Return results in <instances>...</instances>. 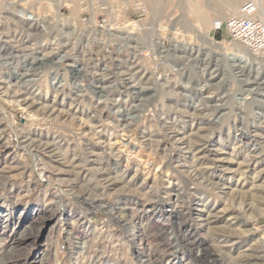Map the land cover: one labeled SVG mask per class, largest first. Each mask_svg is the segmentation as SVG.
Segmentation results:
<instances>
[{
    "label": "rangeland",
    "instance_id": "rangeland-1",
    "mask_svg": "<svg viewBox=\"0 0 264 264\" xmlns=\"http://www.w3.org/2000/svg\"><path fill=\"white\" fill-rule=\"evenodd\" d=\"M206 1L0 0V264H264V60Z\"/></svg>",
    "mask_w": 264,
    "mask_h": 264
},
{
    "label": "built area",
    "instance_id": "built-area-1",
    "mask_svg": "<svg viewBox=\"0 0 264 264\" xmlns=\"http://www.w3.org/2000/svg\"><path fill=\"white\" fill-rule=\"evenodd\" d=\"M143 11H140V14ZM93 22L101 29H108L109 26H112L107 18L93 19ZM117 24L121 27L124 26L123 28L126 29L133 26L131 24L137 23H129V21L125 20ZM219 28L224 29L231 39L242 43L253 55L264 60V17L255 1L245 2L241 5L238 13L230 15ZM145 53L147 54L146 56L142 55V52H140L139 56L151 58L154 64V73L157 78H161L160 74L164 62L159 56H156L153 49L151 51L147 50Z\"/></svg>",
    "mask_w": 264,
    "mask_h": 264
},
{
    "label": "bare ground",
    "instance_id": "bare-ground-1",
    "mask_svg": "<svg viewBox=\"0 0 264 264\" xmlns=\"http://www.w3.org/2000/svg\"><path fill=\"white\" fill-rule=\"evenodd\" d=\"M130 1V0H129ZM133 1H135V3H136V0H133ZM149 3H153L154 2V0H147ZM195 2H196V7H195V12L199 15V17H202V19L204 18V20L205 19H207V10L208 9H206V0H194ZM225 4H226V7H227V9L230 11V15H233V14H236V13H238V11H239V9H240V2H242L243 0H222ZM252 1V0H251ZM253 1H255L257 4H258V6H259V9H260V12H261V14L263 15V17H264V0H253ZM132 2V1H131ZM130 2V3H131ZM191 3V2H190ZM133 6H134V4H132ZM193 6V5H192ZM192 8V7H191ZM204 9L206 10V12L204 11ZM226 9V10H227ZM224 10H225V7H224ZM223 11V10H222ZM228 11V12H229ZM205 12V13H204ZM219 12V11H218ZM22 13L25 15V16H28V14L26 13V10H22ZM219 16V15H218ZM194 18V17H193ZM24 19L25 20H27L28 22L30 21V24L32 23V22H35V24H36V22H37V28H42V26L44 27L45 25H42V23L41 22H39L40 21V18L39 17H37V15L35 14V15H33V17H24ZM223 20H224V18H223ZM222 20V18H218L217 19V21L215 22V23H213L212 24V27L213 28H216V27H221L222 25H223V23H224V21ZM32 21V22H31ZM209 20L207 19L206 20V23L208 24L209 22H208ZM211 21V20H210ZM215 21V20H214ZM45 22V21H44ZM32 25V24H31ZM132 25H134V26H140V24H132ZM34 27V26H33ZM136 29V28H135ZM26 30V29H25ZM29 30H30V28H29ZM37 30V29H36ZM42 31V30H41ZM42 33V32H41ZM248 50V49H247ZM138 51V50H137ZM140 51V50H139ZM140 52H142V55H147L146 53L144 54V52H147V50L146 49H144V50H141ZM140 54V53H139ZM32 64V63H31ZM32 69V68H31ZM34 70V73H36L35 71V68L33 69ZM36 74H38V73H36ZM33 75V74H32ZM38 76H40V74L38 75ZM55 81L57 80V78H53ZM54 81V82H55ZM26 82H24V84H25ZM28 84V83H27ZM21 85H23V84H21ZM26 86V85H25ZM42 87H44V88H46L47 87V85H41ZM40 86V87H41ZM208 108V107H207Z\"/></svg>",
    "mask_w": 264,
    "mask_h": 264
}]
</instances>
